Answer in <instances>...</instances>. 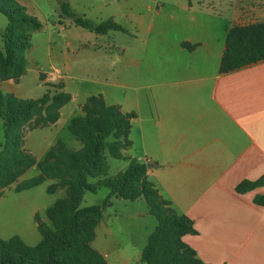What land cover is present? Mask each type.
Returning <instances> with one entry per match:
<instances>
[{
  "label": "crops",
  "instance_id": "crops-1",
  "mask_svg": "<svg viewBox=\"0 0 264 264\" xmlns=\"http://www.w3.org/2000/svg\"><path fill=\"white\" fill-rule=\"evenodd\" d=\"M194 2L177 0L166 11L158 2L145 29L155 40H145L146 177L191 220L193 232L182 241L203 263L264 264V205L255 203L264 196V61L219 71L227 30L264 22V0H229L220 31L219 14L204 7L213 1ZM154 16H162L159 28ZM104 246L94 250L111 264Z\"/></svg>",
  "mask_w": 264,
  "mask_h": 264
},
{
  "label": "rangeland",
  "instance_id": "rangeland-1",
  "mask_svg": "<svg viewBox=\"0 0 264 264\" xmlns=\"http://www.w3.org/2000/svg\"><path fill=\"white\" fill-rule=\"evenodd\" d=\"M12 1L36 18L41 27L31 34V47L23 53L25 73L17 81L0 79V93L29 100L42 97L48 90L51 95L63 92L71 98L56 111L59 117L54 123L31 129L37 125L30 121L24 126L23 149L30 158L35 162L43 160L57 141L70 151H81L82 144L73 138L67 126L73 117L82 115V106L89 97L101 95L106 105H118L123 112H134L137 119L130 122L127 135L130 147L122 150L123 159H113L105 152V176L88 177V183L115 177L127 168L131 159L145 165V40L155 41L154 35L145 29L158 2H164L163 11H166L177 0H62L74 14L95 25L111 19L125 30L109 31L105 35L77 27L69 18H60L59 0ZM211 1L213 4H204V7L219 14L215 28L220 31L229 21L233 2ZM148 5L152 7L150 11L145 10ZM161 17L154 16L157 28L160 27L158 21L163 20ZM6 24L5 16L0 13V51ZM57 84H62L63 89L54 87ZM47 112L54 111L45 110L43 114ZM2 142L3 122L0 120V145ZM22 172L13 183L0 187V240L16 236L24 245L35 247L41 240L38 224L51 227L45 210L56 200L66 198L67 188L58 180L44 178L35 187L15 191L19 185L40 175L36 165ZM52 185L53 192H49ZM108 193L104 187L97 188L95 193L84 192L79 208L102 206ZM147 211L143 197L133 202L112 197L102 210L101 220L104 221L97 225L89 245L95 249L99 244H106L103 248L109 249L111 264H123V261L142 264L139 254L145 245V234L156 227L154 217L146 215Z\"/></svg>",
  "mask_w": 264,
  "mask_h": 264
},
{
  "label": "trees",
  "instance_id": "trees-1",
  "mask_svg": "<svg viewBox=\"0 0 264 264\" xmlns=\"http://www.w3.org/2000/svg\"><path fill=\"white\" fill-rule=\"evenodd\" d=\"M60 2V18L66 17L72 24L97 35L109 31L125 30L108 19L93 24L74 14L68 3ZM0 13L7 20L1 35L0 79L17 81L26 70L23 53L30 49L31 34L41 25L23 7L12 0H0ZM264 61V22L246 26L234 25L227 30L225 49L219 71L227 73L235 69ZM63 89L62 84H57ZM70 96L60 92L51 95L48 90L38 99L20 100L0 93V120L3 122V142L0 145V187L13 183L29 166L36 165L40 175L14 190L22 191L42 183L44 178L58 180L67 188L64 199L56 200L45 210L51 227L44 223L37 226L41 235L35 247L24 245L19 237L0 240V264H107L105 259L89 243L102 218V210L112 197L133 202L143 197L148 213L156 220V227L148 236L140 252L142 264H205L183 241V236L193 232L192 222L177 215L169 203L160 198L153 185L146 180V167L131 159L127 168L115 177L104 178L95 184L87 178L105 176L107 165L105 152L113 159L121 160L122 150L130 147L127 135L134 113H124L116 105H106L101 95L89 97L82 106V115L73 117L67 130L82 144L79 152L70 151L57 141L35 162L23 149V128L33 121L42 128L58 119V111L70 101ZM45 110H52L53 113ZM19 168V169H17ZM262 182H243L236 187L242 193L258 187ZM109 190L102 206L79 208L84 192L95 193L97 188ZM54 185L48 188L53 192ZM1 195V193H0ZM264 205V196L255 198Z\"/></svg>",
  "mask_w": 264,
  "mask_h": 264
}]
</instances>
